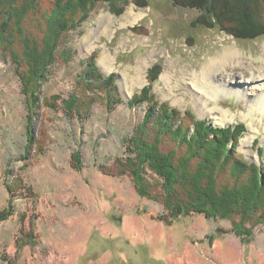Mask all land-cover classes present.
I'll use <instances>...</instances> for the list:
<instances>
[{
	"label": "rangeland",
	"instance_id": "obj_1",
	"mask_svg": "<svg viewBox=\"0 0 264 264\" xmlns=\"http://www.w3.org/2000/svg\"><path fill=\"white\" fill-rule=\"evenodd\" d=\"M46 1L51 7L53 0ZM146 1L144 8L132 1L121 4L125 12L119 17L110 5L99 3L63 38L30 127L32 111L0 42V211L9 206L14 211L0 222V263L264 264V224L253 227V240L245 244L233 232L234 218L193 214L168 225L158 220L168 211L157 175L149 170L145 174L153 196L159 197L153 200L138 194L130 175L106 174L118 173V161H125L127 140L146 110L145 104L133 108L128 102L148 84V70L158 62L162 72L152 93L160 103L182 115L189 110L218 127L245 124L239 153L264 166V112L252 109L256 94L264 90L263 81L257 80V67L264 66V37L238 38L219 27H197L201 11L174 6L173 0ZM37 21L30 19L26 27L42 43L45 28ZM231 51L252 66L256 78L245 76L249 71L244 69L232 77L228 72L203 73ZM94 53L105 77L117 75L120 106L109 111L100 101L84 119L48 108L55 95L67 98L76 89L85 59ZM211 84L221 93L208 91ZM168 141L164 152L175 147ZM76 152L82 170L74 169ZM235 183L228 170L219 178L220 186ZM32 229L38 245L20 250L18 240Z\"/></svg>",
	"mask_w": 264,
	"mask_h": 264
},
{
	"label": "trees",
	"instance_id": "obj_2",
	"mask_svg": "<svg viewBox=\"0 0 264 264\" xmlns=\"http://www.w3.org/2000/svg\"><path fill=\"white\" fill-rule=\"evenodd\" d=\"M131 1L139 7H148L146 0H53L49 8L46 0H0L1 47L15 65L32 111L28 127L37 116L43 100L42 84L58 61L63 38L85 22L99 3L110 5L119 17L125 12L120 5L127 6ZM173 3L201 11L203 16L197 27H219L238 38L264 37V0H240L236 4L232 0H173ZM30 19L38 20L37 26L45 28L42 43L27 31L26 23ZM41 21L43 26L39 24ZM61 56L69 61L66 52ZM97 59L98 53L85 59L79 85L67 98L55 95L54 104L48 102L46 106L62 110L70 118L82 119L88 118L100 101L107 110H116L122 102L117 75L105 77ZM161 72V64L155 63L148 70V84L129 100L133 108L145 104V114L127 140L125 161H118V173L106 174L130 175L140 196L157 200L159 197L153 196V187L145 176L149 170L163 181L162 199L168 215L159 216V221L173 225L177 219L193 214L214 220L234 218L233 232L244 244L250 243L253 227L264 224V166L246 160L239 153L246 125L218 127L207 119L198 120L189 110L182 115L169 104L160 103L152 89ZM168 139L175 147L164 152L162 145L170 142ZM179 150L183 151L180 155ZM259 154L263 156V150ZM73 161L74 169L82 170L80 152L73 155ZM226 170L236 178V183L220 186L219 178ZM13 212L12 206L0 211V222L8 220ZM18 245L20 250L27 245H38L33 229L28 236H21Z\"/></svg>",
	"mask_w": 264,
	"mask_h": 264
},
{
	"label": "bare ground",
	"instance_id": "obj_3",
	"mask_svg": "<svg viewBox=\"0 0 264 264\" xmlns=\"http://www.w3.org/2000/svg\"><path fill=\"white\" fill-rule=\"evenodd\" d=\"M255 63H259V62H255ZM261 64H262V62H261ZM236 66L238 67L237 69H236ZM251 67L252 66L249 63H245L244 59L239 57L238 51H236V52L231 51L230 53L226 52L220 59L213 61L206 68V70L203 73L205 74V73L209 72L208 73V76H209L210 74H213V73L219 74V73H223V72H228V75H231V77H232L233 75H236V73H239V72H235V70L237 71L238 69H244V70L249 71L248 74H247V71L245 73H243L245 76L248 75V77H250V75H251V78H256L257 77L256 75L258 73L259 77L257 78V80L263 81V83H264V66H262L260 68L257 67L258 68L257 73L252 72ZM260 76H261V79H260ZM249 80H251V79L249 78L246 81H249ZM207 82H210V81H207ZM211 88H213L214 92L217 91L216 93H221L220 87L216 86L215 84H213V85L211 84L208 91H210ZM224 92H226V90ZM255 97H256L255 104H254L255 106L253 105L252 109H254L255 107H258V108H260L261 111L264 112V90H263V92L259 93V95L256 94Z\"/></svg>",
	"mask_w": 264,
	"mask_h": 264
}]
</instances>
